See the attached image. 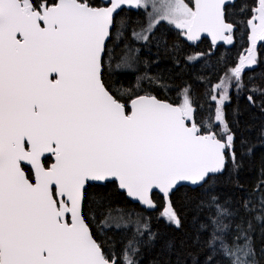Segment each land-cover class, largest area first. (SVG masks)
<instances>
[{
    "label": "snow or ice",
    "instance_id": "6c2138e0",
    "mask_svg": "<svg viewBox=\"0 0 264 264\" xmlns=\"http://www.w3.org/2000/svg\"><path fill=\"white\" fill-rule=\"evenodd\" d=\"M234 7L233 0H0V264H140L160 239L151 218L94 189L113 184L147 209L157 207L159 191L160 217L179 229L171 197L185 183L193 243L207 251L206 264H259L254 233L264 232V167L245 197L223 196L217 182L238 174L253 152L239 134V113L229 120L226 104L233 87L249 88L245 71L261 58L264 0L247 8L246 55L202 94L214 107L205 109L192 85L178 104L153 95L167 82L151 74L159 60L145 51H178L159 32L164 22L188 42L207 34L233 44ZM249 90L264 96V85ZM175 243L168 239L164 249Z\"/></svg>",
    "mask_w": 264,
    "mask_h": 264
},
{
    "label": "trees",
    "instance_id": "16d2710c",
    "mask_svg": "<svg viewBox=\"0 0 264 264\" xmlns=\"http://www.w3.org/2000/svg\"><path fill=\"white\" fill-rule=\"evenodd\" d=\"M96 2L103 3V0H96ZM185 2L190 3V0H185ZM235 4L236 7L229 9L231 19L236 21L238 25V29L233 34L234 45L231 48L224 46L212 47L207 40L198 45L191 44L180 36L182 30L176 29L167 22L163 23L159 32L167 37L170 45L175 42L179 48L175 55L163 51L158 53L155 47H152L150 51L145 49L150 57L159 60L158 64H154L150 68L151 74L160 73L167 82L166 88L153 90V95L170 103L178 104L181 102L183 87L192 85L195 92L200 95L201 103L205 105V109L209 105L215 106V102L206 101L202 95L206 91V87L209 83H217L218 77L224 75V69L235 66L239 59L246 55V49L250 47V33L244 21L250 19L247 15V8L251 4V0H238ZM241 5H243V11H241ZM128 14L142 18V13L137 12V10L128 11ZM261 44H264V42L259 43L257 47L261 57L259 63L251 69H246L244 74V81L249 85V88L237 91L233 87L230 90L231 102L226 104L227 118L232 120L235 114L239 113L235 117L239 124V134L253 145L252 154L242 157L243 167L238 174L225 173L218 179L217 190L223 196L232 198L245 197L257 182L260 169L264 167V142L260 139V132L264 129V110H262L264 96H261L260 93L253 94L249 90L252 85H264V47H261ZM200 52L211 53V56L205 57L203 61H197L195 64L186 61V56ZM197 75L204 76L205 82L197 81ZM127 79L131 80L132 78L128 77ZM248 95H253L254 104L248 101ZM236 180L243 185L244 190L235 186L234 181ZM95 190L109 192L112 194L115 204L135 209L151 218L153 230L160 233V239L142 252L140 264H156L157 261H159V264H206L207 251L203 250L202 246L193 243L196 234V225L193 220L194 212L190 210L185 202V193L191 194L192 188L181 187L171 197L175 209L183 218V225L179 229L169 225L164 218L160 217L159 214L163 211L164 199L158 194H154L153 197L157 205L156 209L153 212H148L139 205L131 203L126 195L113 184ZM93 231L95 232L94 226ZM168 239L176 241L175 250L172 252L164 249L165 241ZM254 241L258 254L257 260L259 264H264V256L260 255L261 251L264 250V232L259 228L254 233Z\"/></svg>",
    "mask_w": 264,
    "mask_h": 264
},
{
    "label": "water",
    "instance_id": "95a60500",
    "mask_svg": "<svg viewBox=\"0 0 264 264\" xmlns=\"http://www.w3.org/2000/svg\"><path fill=\"white\" fill-rule=\"evenodd\" d=\"M191 1V4L193 3V0H190ZM238 0H233V2L234 3H236ZM127 11H135V9H126ZM234 34V33H233ZM204 40H207L210 44H211V46L212 47H218V46H224V47H226V48H231L233 45H234V38H233V44H227V43H224V42H214L213 40H212V38H211V36H209V35H207V34H203L202 36H201V39L199 40V41H196V42H189V43H191V44H195V45H198V44H200L201 42H203ZM166 101V100H165ZM166 102H168V101H166ZM168 103H170V102H168ZM183 187H189V188H191V186H189V185H187L186 183H185V185L183 186ZM179 188H181L180 186H178V189ZM119 191H121V190H119ZM122 192V191H121ZM154 194H158V195H160V196H162V194L161 193H159V191H155L154 192ZM126 195V194H125ZM127 197V196H126ZM163 197V196H162ZM127 199L131 202V203H133V204H136V205H139L141 208H143V209H145L146 211H148V212H153L155 209H147V208H145V206H143L142 204H140L139 202H137V201H134L133 199H131V198H129V197H127ZM164 199V198H163Z\"/></svg>",
    "mask_w": 264,
    "mask_h": 264
},
{
    "label": "rangeland",
    "instance_id": "374dc122",
    "mask_svg": "<svg viewBox=\"0 0 264 264\" xmlns=\"http://www.w3.org/2000/svg\"><path fill=\"white\" fill-rule=\"evenodd\" d=\"M186 3V2H185ZM189 6H192V4H191V1H190V3H189ZM259 44V43H258ZM258 47V46H257ZM258 49V48H257Z\"/></svg>",
    "mask_w": 264,
    "mask_h": 264
}]
</instances>
